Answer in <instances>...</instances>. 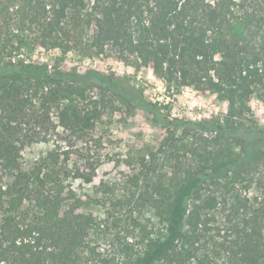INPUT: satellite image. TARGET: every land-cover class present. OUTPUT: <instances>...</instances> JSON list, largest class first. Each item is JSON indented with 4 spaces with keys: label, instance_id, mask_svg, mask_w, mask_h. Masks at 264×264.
Segmentation results:
<instances>
[{
    "label": "trees",
    "instance_id": "16d2710c",
    "mask_svg": "<svg viewBox=\"0 0 264 264\" xmlns=\"http://www.w3.org/2000/svg\"><path fill=\"white\" fill-rule=\"evenodd\" d=\"M71 53L145 67L226 111L171 119L126 76L61 68ZM253 97L264 104V0H0V264H264ZM120 112L167 129V174L126 203L150 217L123 238L66 191L69 178L93 181L98 126ZM33 143L52 149L26 169Z\"/></svg>",
    "mask_w": 264,
    "mask_h": 264
},
{
    "label": "rangeland",
    "instance_id": "374dc122",
    "mask_svg": "<svg viewBox=\"0 0 264 264\" xmlns=\"http://www.w3.org/2000/svg\"><path fill=\"white\" fill-rule=\"evenodd\" d=\"M37 58L41 63L52 66L57 62L56 53L40 52ZM60 67L81 71L96 68L126 76L144 91L150 101L160 103L162 112L171 119L195 121L225 113L227 108L226 103L218 101L215 96H196L187 88L181 92L174 87L169 88L145 67L135 69L112 59H83L76 53L69 54ZM251 107L254 120L264 128V104L253 97ZM96 136L101 145L93 147V153L100 161L95 178L89 184L69 178L66 191H76L77 197L83 201L80 212L103 222L108 218L115 219L114 226L108 223L109 232L118 233L123 238L132 229L134 219L146 223L150 217L146 207L136 205L134 200L126 203L133 199L135 191H149L151 183L167 174V156L162 147L167 129L155 123L148 113L128 115L120 112L104 117ZM50 149L51 143H33L25 147L22 152L24 167L31 169ZM105 243L104 240L98 243L104 253L108 251Z\"/></svg>",
    "mask_w": 264,
    "mask_h": 264
}]
</instances>
